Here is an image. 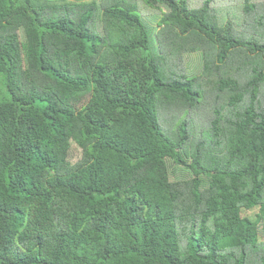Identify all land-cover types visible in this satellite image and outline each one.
I'll return each instance as SVG.
<instances>
[{
	"label": "trees",
	"instance_id": "obj_1",
	"mask_svg": "<svg viewBox=\"0 0 264 264\" xmlns=\"http://www.w3.org/2000/svg\"><path fill=\"white\" fill-rule=\"evenodd\" d=\"M230 1L0 0V264H264V0Z\"/></svg>",
	"mask_w": 264,
	"mask_h": 264
},
{
	"label": "rangeland",
	"instance_id": "obj_2",
	"mask_svg": "<svg viewBox=\"0 0 264 264\" xmlns=\"http://www.w3.org/2000/svg\"><path fill=\"white\" fill-rule=\"evenodd\" d=\"M86 1H89V0H86ZM219 3H220L221 6L224 7L223 8V11H225L226 13H228L227 15H232V16L233 15H236V12L235 11L229 10V9L226 8L231 3L230 0H219ZM224 19H226L225 16H224ZM237 27H238V29H241L239 21L237 22ZM76 153H77V151L74 148L73 154H71L70 158H72Z\"/></svg>",
	"mask_w": 264,
	"mask_h": 264
}]
</instances>
